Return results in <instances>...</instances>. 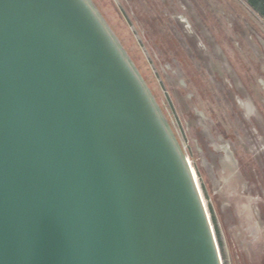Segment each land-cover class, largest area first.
Masks as SVG:
<instances>
[{"label":"water","instance_id":"obj_1","mask_svg":"<svg viewBox=\"0 0 264 264\" xmlns=\"http://www.w3.org/2000/svg\"><path fill=\"white\" fill-rule=\"evenodd\" d=\"M0 264H222L188 160L95 0H0Z\"/></svg>","mask_w":264,"mask_h":264},{"label":"rangeland","instance_id":"obj_2","mask_svg":"<svg viewBox=\"0 0 264 264\" xmlns=\"http://www.w3.org/2000/svg\"><path fill=\"white\" fill-rule=\"evenodd\" d=\"M205 199L222 264H264V18L247 0H95Z\"/></svg>","mask_w":264,"mask_h":264},{"label":"trees","instance_id":"obj_3","mask_svg":"<svg viewBox=\"0 0 264 264\" xmlns=\"http://www.w3.org/2000/svg\"><path fill=\"white\" fill-rule=\"evenodd\" d=\"M248 4L264 18V0H247Z\"/></svg>","mask_w":264,"mask_h":264},{"label":"bare ground","instance_id":"obj_4","mask_svg":"<svg viewBox=\"0 0 264 264\" xmlns=\"http://www.w3.org/2000/svg\"><path fill=\"white\" fill-rule=\"evenodd\" d=\"M187 160H188V163H189V165H190V169H191V171H192V174H193L194 180H195V182H196V185H197V187H198L199 193H200V195H201L202 202H203L204 207H205V209H206L207 215H208V217H209V214H208V211H207V208H206V204H205V201H204L205 199H204L203 196H202V193H201V190H200V187H199L198 181H197V177H196V175H195V173H194L193 167H192V165H191L189 159H187Z\"/></svg>","mask_w":264,"mask_h":264}]
</instances>
